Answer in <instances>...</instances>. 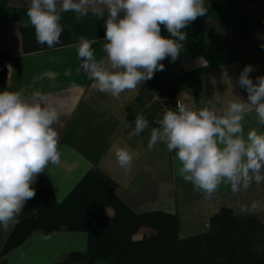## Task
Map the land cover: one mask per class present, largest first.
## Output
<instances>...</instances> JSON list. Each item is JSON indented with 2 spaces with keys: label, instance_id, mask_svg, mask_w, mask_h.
I'll list each match as a JSON object with an SVG mask.
<instances>
[{
  "label": "crops",
  "instance_id": "0c3cea01",
  "mask_svg": "<svg viewBox=\"0 0 264 264\" xmlns=\"http://www.w3.org/2000/svg\"><path fill=\"white\" fill-rule=\"evenodd\" d=\"M29 2L0 0V47L10 55L3 91H22L25 97L39 91L60 112L54 128L60 137L62 163L49 165L38 177L50 180L57 201L63 200L89 170L96 169L116 185L117 196L132 212L175 214L180 238L209 231V219L223 208L264 223V183L235 195L229 186L221 185L212 199H205L178 175L174 152L164 144L148 149L150 129L159 125L150 124L140 135L128 139L135 127L134 115L144 101L143 82L118 99L100 92L79 69L74 47L80 37L95 40L94 53L97 59L102 58V19L89 13L77 20L75 13H63L61 43L50 49L36 42L27 17ZM204 7L206 15L181 30L187 38L179 42L182 48L178 58L161 61L164 70L156 71L153 78L155 85H167L197 109L207 106L220 111L233 95L247 99L246 91L237 83L245 66L254 67L250 73L254 83L257 76L264 75V48L260 47L264 44V0H205ZM161 35L176 39L163 25ZM255 127V114H247L245 134ZM113 145L127 147L134 154L130 172L119 167ZM253 201H259L260 206L240 211L241 205ZM105 212L113 214L109 208ZM13 227L0 226V253ZM151 233L143 228L134 239ZM86 249L84 232L60 231L49 237L33 232L22 244L0 255V264H55L71 252Z\"/></svg>",
  "mask_w": 264,
  "mask_h": 264
},
{
  "label": "clouds",
  "instance_id": "9594fccd",
  "mask_svg": "<svg viewBox=\"0 0 264 264\" xmlns=\"http://www.w3.org/2000/svg\"><path fill=\"white\" fill-rule=\"evenodd\" d=\"M205 0H30L27 17L39 45L54 48L61 43L62 14L76 19L89 13L104 21L105 37L97 59L95 40L80 37L74 47L79 69L98 90L119 98L163 71L165 58L174 62L187 38L181 30L206 15ZM106 16V19H105ZM161 25L171 37L161 35ZM264 48V44L260 45ZM247 65L238 85L247 99L233 95L220 111L207 106L196 109L177 100L175 110L165 108L158 127L150 129L148 149L164 144L175 153L177 173L205 199H212L221 185L235 195L253 184L264 183V75L250 78ZM254 113L256 127L245 134L246 115ZM57 107L37 91L25 97L22 91L0 92V226L18 223V214L33 199L32 187L49 165L60 166ZM128 139L149 128L143 114L135 117ZM116 161L125 173L131 171L134 154L113 145ZM138 155V154H136ZM259 201L241 205L240 211L256 209Z\"/></svg>",
  "mask_w": 264,
  "mask_h": 264
},
{
  "label": "trees",
  "instance_id": "16d2710c",
  "mask_svg": "<svg viewBox=\"0 0 264 264\" xmlns=\"http://www.w3.org/2000/svg\"><path fill=\"white\" fill-rule=\"evenodd\" d=\"M9 59L0 47V92ZM147 84H155L154 78L145 81L142 90ZM33 188L36 195L18 214L1 256L33 232L49 237L67 231L86 233L87 249L71 252L55 264H264V223L253 216L239 217L223 208L209 219V231L180 238L175 214L132 212L117 196L116 185L96 169L61 201L47 178H39ZM143 228L152 233L135 240Z\"/></svg>",
  "mask_w": 264,
  "mask_h": 264
},
{
  "label": "built area",
  "instance_id": "2783aa9c",
  "mask_svg": "<svg viewBox=\"0 0 264 264\" xmlns=\"http://www.w3.org/2000/svg\"><path fill=\"white\" fill-rule=\"evenodd\" d=\"M142 96L144 98V101H142L143 107L134 115V121L137 114H143L149 121V125H159L164 109L172 108L175 110L177 100L196 108L194 103L180 99L167 85L157 86L147 84L143 89Z\"/></svg>",
  "mask_w": 264,
  "mask_h": 264
},
{
  "label": "rangeland",
  "instance_id": "374dc122",
  "mask_svg": "<svg viewBox=\"0 0 264 264\" xmlns=\"http://www.w3.org/2000/svg\"><path fill=\"white\" fill-rule=\"evenodd\" d=\"M153 85H155V84H153ZM141 100H142V96H141ZM142 107H143V105L141 106V109H142Z\"/></svg>",
  "mask_w": 264,
  "mask_h": 264
},
{
  "label": "bare ground",
  "instance_id": "6f19581e",
  "mask_svg": "<svg viewBox=\"0 0 264 264\" xmlns=\"http://www.w3.org/2000/svg\"><path fill=\"white\" fill-rule=\"evenodd\" d=\"M178 96V95H177Z\"/></svg>",
  "mask_w": 264,
  "mask_h": 264
}]
</instances>
